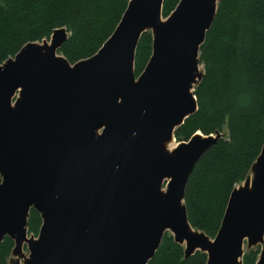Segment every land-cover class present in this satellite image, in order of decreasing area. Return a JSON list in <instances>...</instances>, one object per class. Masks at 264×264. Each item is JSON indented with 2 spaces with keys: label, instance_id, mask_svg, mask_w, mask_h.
<instances>
[{
  "label": "water",
  "instance_id": "1",
  "mask_svg": "<svg viewBox=\"0 0 264 264\" xmlns=\"http://www.w3.org/2000/svg\"><path fill=\"white\" fill-rule=\"evenodd\" d=\"M220 1L180 0L163 20L164 0H130L91 58L72 66L58 55L68 38L59 29L0 66V243L12 239L14 256L26 244L25 264H148L171 231L185 258L241 264L245 241L264 243V146L214 239L191 227L184 197L221 134L166 148L198 110L199 50ZM149 30L152 55L136 78ZM31 209L37 238H28Z\"/></svg>",
  "mask_w": 264,
  "mask_h": 264
},
{
  "label": "trees",
  "instance_id": "2",
  "mask_svg": "<svg viewBox=\"0 0 264 264\" xmlns=\"http://www.w3.org/2000/svg\"><path fill=\"white\" fill-rule=\"evenodd\" d=\"M130 0H0V66L28 43L49 41L65 29L59 53L71 64L91 58L119 25ZM180 0H164L168 18ZM153 37L143 33L135 55L140 74L152 55ZM203 76L194 87L198 110L174 132L188 141L196 133L222 138L199 160L184 197L191 227L214 239L234 188L244 183L264 146V0H222L200 46ZM40 214L31 209L28 234L37 237ZM14 241L0 243V264H11ZM257 246L241 264H256ZM201 251L185 258L184 247L165 233L148 264H206Z\"/></svg>",
  "mask_w": 264,
  "mask_h": 264
},
{
  "label": "rangeland",
  "instance_id": "3",
  "mask_svg": "<svg viewBox=\"0 0 264 264\" xmlns=\"http://www.w3.org/2000/svg\"><path fill=\"white\" fill-rule=\"evenodd\" d=\"M163 20H166V18H164L163 17ZM147 32H150L151 33V31L149 30V31H147ZM43 43V42H42ZM41 44V43H40ZM58 55H60V56H62L59 52L57 53ZM71 64V63H70ZM72 66L74 65V64H71ZM144 71V70H143ZM142 71V72H143ZM199 71L201 72V74H203V67L200 65L199 66ZM134 72H135V76H136V78H139V76L142 74V72L140 73V74H136V71H135V63H134ZM195 87V86H194ZM194 89V88H193ZM197 134V133H196ZM198 134H200V135H202L200 132H198ZM203 136V135H202ZM183 142H187V141H181V142H179V141H177L174 137H173V139L168 143L169 144V149L170 150H173V149H175L180 143H183ZM252 177V173L249 175V177L248 178H251ZM0 180H1V178H0ZM165 184H166V182H165ZM244 185V183H241V184H238L235 188H239V187H241V186H243ZM168 234H170V235H172V233H171V231H168L167 232ZM32 235H30V234H28V238L29 237H31ZM173 236V235H172ZM35 238H37V237H35ZM12 240V239H11ZM15 244V243H14ZM257 246H260L261 247V249H262V247L264 246V243L263 244H259V245H256V246H253V247H248V244H247V242L245 241V245H244V249H243V251H244V254L245 253H247V251H249V250H252V249H254L255 247H257ZM15 247V246H14ZM183 247H184V249H185V244L183 245ZM13 252V251H12ZM28 256H29V251H28V248H27V245L26 244H24L23 245V256L22 257H20V256H14L13 255V253H12V255H11V258H10V263L11 264H25L24 262H25V258H28Z\"/></svg>",
  "mask_w": 264,
  "mask_h": 264
},
{
  "label": "bare ground",
  "instance_id": "4",
  "mask_svg": "<svg viewBox=\"0 0 264 264\" xmlns=\"http://www.w3.org/2000/svg\"><path fill=\"white\" fill-rule=\"evenodd\" d=\"M166 148H167V150L170 151V152L173 151V150H170V149H169V144L166 145Z\"/></svg>",
  "mask_w": 264,
  "mask_h": 264
}]
</instances>
